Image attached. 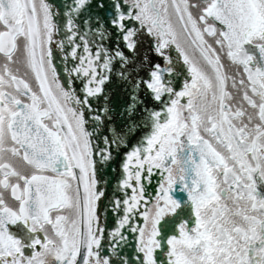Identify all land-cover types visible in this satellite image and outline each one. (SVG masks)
<instances>
[{
	"label": "snow or ice",
	"instance_id": "obj_1",
	"mask_svg": "<svg viewBox=\"0 0 264 264\" xmlns=\"http://www.w3.org/2000/svg\"><path fill=\"white\" fill-rule=\"evenodd\" d=\"M0 264H264V0H0Z\"/></svg>",
	"mask_w": 264,
	"mask_h": 264
}]
</instances>
